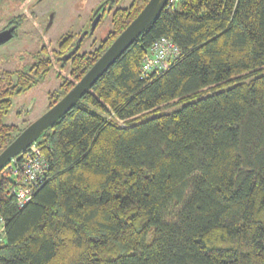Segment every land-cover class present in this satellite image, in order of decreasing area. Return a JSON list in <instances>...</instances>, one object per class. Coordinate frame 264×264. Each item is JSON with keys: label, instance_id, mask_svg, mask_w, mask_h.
Segmentation results:
<instances>
[{"label": "trees", "instance_id": "16d2710c", "mask_svg": "<svg viewBox=\"0 0 264 264\" xmlns=\"http://www.w3.org/2000/svg\"><path fill=\"white\" fill-rule=\"evenodd\" d=\"M160 37L177 51L141 77ZM35 143L48 168L24 206L0 169V264H264V0L164 7Z\"/></svg>", "mask_w": 264, "mask_h": 264}, {"label": "flooded vegetation", "instance_id": "af4514ba", "mask_svg": "<svg viewBox=\"0 0 264 264\" xmlns=\"http://www.w3.org/2000/svg\"><path fill=\"white\" fill-rule=\"evenodd\" d=\"M28 1L30 0H11L12 6H7L6 11L0 14V33H10L8 39L0 43V139L7 138L5 145L35 120L27 118V115L22 117L20 109L16 111L18 115L11 113L13 104L20 107L24 102V95L38 84L49 81L54 75L60 82L56 89L48 93L47 111L54 104L55 98L59 100L71 88V63L84 60L86 53L95 50L112 33L114 20L131 16L146 0H83L86 4L84 24L75 32L63 33L58 40H53L49 31L58 12L55 9L69 7L66 0L59 4L47 1L46 10L41 12L18 11ZM1 2L5 0H0ZM41 2L44 0H32L27 7H35ZM107 20H110V30L103 39L97 40L94 38L95 32L100 23ZM93 22L94 27L90 31ZM82 32L84 34L77 42ZM87 38H92V42L89 50L82 52L80 49ZM32 107V104L29 105L25 114ZM16 119L19 123L13 122ZM6 128H9L7 135L3 132ZM2 144L3 141H0V146Z\"/></svg>", "mask_w": 264, "mask_h": 264}, {"label": "water", "instance_id": "95a60500", "mask_svg": "<svg viewBox=\"0 0 264 264\" xmlns=\"http://www.w3.org/2000/svg\"><path fill=\"white\" fill-rule=\"evenodd\" d=\"M167 0H147L137 15L114 38L104 52L94 61L73 86L57 100L47 111L20 131L0 152V169L16 154L35 142L45 129L69 111L96 80L112 65L115 60L138 38L154 21ZM96 20V19H95ZM94 21V20H93ZM94 27L91 24L90 31ZM84 32L79 36L81 39ZM10 33H0V43L8 39ZM72 53V51L70 52Z\"/></svg>", "mask_w": 264, "mask_h": 264}, {"label": "rangeland", "instance_id": "374dc122", "mask_svg": "<svg viewBox=\"0 0 264 264\" xmlns=\"http://www.w3.org/2000/svg\"><path fill=\"white\" fill-rule=\"evenodd\" d=\"M12 1L19 2L20 0H12ZM30 1L23 4V6L20 7L21 9H18V11H26L27 13L30 10H37L41 12L46 10L45 6L47 4V1L56 2L59 4V2H62L63 0H57V1L44 0L43 3L41 2L35 7H27L30 6ZM66 2L69 5H67ZM66 2H65L66 5L69 6L66 7L67 9L54 7V9L56 8L55 10H57L58 12L57 15L55 16L53 26L49 31L50 36L53 37V40H58V38L63 33L75 32L79 30V28L84 24V19L86 15L83 13H86L85 12L86 4L83 3V0H76V1L66 0ZM7 6H12L11 0L10 1L5 0V2L0 3V14L6 11ZM79 15H81V17ZM109 30H110V20L100 23V25L97 28V31L95 32L94 38H96L97 40L103 39ZM91 42H92V38H87V41L86 42L84 41V44L82 45L80 51L83 52L89 50V46ZM0 51H2V48L0 49ZM67 70H69V64L67 65ZM59 82L60 80L57 79L54 75H52V77L49 78V81L47 82L45 81L43 83L38 84L30 91V93L24 95L23 96L24 102L20 107H18L14 103L10 112L18 115L16 111L20 109L22 111L21 114L22 117L27 115L26 117L30 118L31 120L38 118V116H40L47 108L48 93L56 89L59 85ZM31 104L33 105V107L31 108L28 114H25L26 110L28 109V106ZM162 111H167V109H162L160 112ZM13 122L19 123V120L16 119ZM7 123H9V120Z\"/></svg>", "mask_w": 264, "mask_h": 264}, {"label": "built area", "instance_id": "2783aa9c", "mask_svg": "<svg viewBox=\"0 0 264 264\" xmlns=\"http://www.w3.org/2000/svg\"><path fill=\"white\" fill-rule=\"evenodd\" d=\"M180 0H167L165 7L175 9ZM176 50V46L169 42L165 37L156 39L149 51L144 55L140 68L141 77L146 76L159 67L158 62L163 61L167 54ZM48 168L46 156L41 148L35 143H31L21 152L13 156L5 165V169L20 175L22 182L17 183V187L12 191L16 197L19 207L24 206L45 179ZM4 240V219L0 215V243Z\"/></svg>", "mask_w": 264, "mask_h": 264}]
</instances>
